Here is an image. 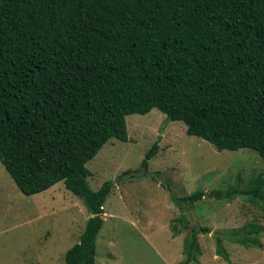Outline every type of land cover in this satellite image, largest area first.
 Returning <instances> with one entry per match:
<instances>
[{
    "label": "trees",
    "instance_id": "16d2710c",
    "mask_svg": "<svg viewBox=\"0 0 264 264\" xmlns=\"http://www.w3.org/2000/svg\"><path fill=\"white\" fill-rule=\"evenodd\" d=\"M152 108L217 150L264 160V0H0V163L24 195L61 181L81 198L89 215L63 264H93L111 189L90 188L86 163L108 139L127 140L126 115ZM246 192L264 200L259 185ZM208 229L190 227L181 264H195ZM249 231L235 241L254 245Z\"/></svg>",
    "mask_w": 264,
    "mask_h": 264
},
{
    "label": "rangeland",
    "instance_id": "374dc122",
    "mask_svg": "<svg viewBox=\"0 0 264 264\" xmlns=\"http://www.w3.org/2000/svg\"><path fill=\"white\" fill-rule=\"evenodd\" d=\"M125 125L126 141L108 139L86 163L91 189L111 181L93 264H181L191 226L209 228L197 235L195 264H264V200L246 192L259 185L264 193V160L248 148L217 150L156 108L126 115ZM153 142L143 175L139 163ZM194 190L204 194L193 203L178 208L170 200ZM227 190L230 196L216 195ZM88 215L61 181L24 195L0 163V264H63ZM244 229L254 245L235 241ZM215 236L228 261L215 254Z\"/></svg>",
    "mask_w": 264,
    "mask_h": 264
}]
</instances>
